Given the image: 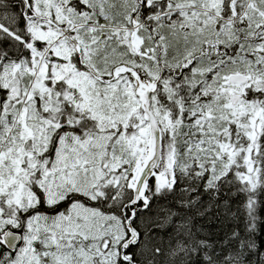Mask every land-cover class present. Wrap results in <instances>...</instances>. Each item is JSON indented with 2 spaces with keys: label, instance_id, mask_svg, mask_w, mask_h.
I'll return each instance as SVG.
<instances>
[{
  "label": "snow or ice",
  "instance_id": "snow-or-ice-1",
  "mask_svg": "<svg viewBox=\"0 0 264 264\" xmlns=\"http://www.w3.org/2000/svg\"><path fill=\"white\" fill-rule=\"evenodd\" d=\"M0 264H264V0H0Z\"/></svg>",
  "mask_w": 264,
  "mask_h": 264
}]
</instances>
